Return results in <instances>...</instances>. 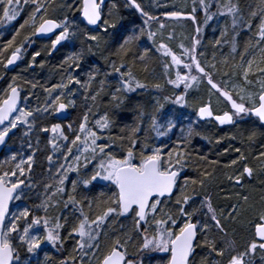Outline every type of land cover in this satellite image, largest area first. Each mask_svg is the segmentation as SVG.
Wrapping results in <instances>:
<instances>
[{
    "label": "snow or ice",
    "instance_id": "6c2138e0",
    "mask_svg": "<svg viewBox=\"0 0 264 264\" xmlns=\"http://www.w3.org/2000/svg\"><path fill=\"white\" fill-rule=\"evenodd\" d=\"M54 3L55 0H0L3 27L18 21L30 6L27 18L0 47V68L5 73L25 59L28 47L35 43L34 37L54 34L49 56L58 45L76 40L87 44L86 51L73 48L56 66L58 82L41 84L25 79L24 84L30 85L32 91L22 95L20 76L14 75L0 94V148L9 146L15 130L22 131L21 151L13 152L5 161L9 167L0 168V264H53L47 252L41 261L40 253L45 247L59 252L69 240L73 241L72 252L59 264H264V203L252 209L243 226L242 242L235 233L229 238L226 223L238 220L240 206L218 209L214 205L206 183L211 173L204 164L194 162V155L211 165L219 161L194 153L192 145L194 137L205 138L196 127L200 121L225 126L248 117L258 122L254 129L264 130V0H260L259 11L251 10L247 19L233 0H192L190 12L173 7L163 13L164 21L150 9L166 5L153 4L151 0L147 4L145 0H63L59 5L62 16L49 14ZM121 9L139 14L143 25L139 34L132 32L122 37L116 50L104 55L108 52L105 34L119 36L125 28ZM201 12L203 21L199 19ZM217 17L226 22L212 45L209 60L202 30ZM169 20L191 21L194 30L173 46L175 32L165 36ZM153 23L158 25L157 31L151 30ZM145 28L147 40L155 49L153 55L163 69V83L142 82L129 66V61L143 62L151 51L145 49L139 54L132 48L144 36ZM25 29L27 34L17 41ZM249 33L252 35L247 46L239 51L240 37ZM229 44L232 58L240 57V64L233 67L243 69L247 86H241L238 92L232 82L233 73L221 74V66L228 67L224 47ZM97 50H101L106 68L86 60L87 55L96 56ZM217 53L222 60H217ZM257 53L259 62L255 59ZM41 55V51L32 52L22 72L43 69L44 62L37 63ZM85 63L89 64L86 72ZM81 72H85L86 80L80 78ZM93 83L99 84L95 91ZM201 86L207 87L208 98L193 108L195 119L186 128L181 127L182 114L166 110V105L188 107L189 94L198 92ZM38 87L43 90V100L31 106ZM169 88L172 94H164ZM138 90L151 91L152 102H137L132 108L135 122L118 136L111 132L117 113L113 112L112 117L105 113L93 122L92 107L88 105L78 122H55L69 108L76 107L78 93L93 102L105 93L115 109L123 110ZM213 98L224 105L222 111L214 109ZM256 136L253 130L247 139L251 142ZM41 139L50 147L46 156L49 178L38 184L33 172ZM221 142L222 139L215 140L216 144ZM25 144L30 154L23 151ZM235 151L240 156L231 161V166L239 163L242 171L229 175L228 180L233 186H243L245 177L250 180L257 169L246 162L249 157L241 148ZM253 159L264 171V145ZM200 167L204 170L200 171ZM190 170L197 175H188ZM41 187L43 191H37ZM33 195L39 203L12 209L14 202L31 200ZM248 199L243 196L245 202ZM61 205L63 210L52 214L51 210ZM102 241L107 243L102 245Z\"/></svg>",
    "mask_w": 264,
    "mask_h": 264
},
{
    "label": "trees",
    "instance_id": "16d2710c",
    "mask_svg": "<svg viewBox=\"0 0 264 264\" xmlns=\"http://www.w3.org/2000/svg\"><path fill=\"white\" fill-rule=\"evenodd\" d=\"M63 2V0H55V3L52 5V7L49 8V14L53 16H62L63 10L59 7V5ZM233 2H238L239 6L241 8V11L244 15V17L247 19L249 16V13L251 10L259 11L260 7V0H233ZM122 3V0H121ZM61 9V12H56L55 9ZM30 10V6L28 8H25L23 13L21 14L18 21L14 22V24L3 27L0 26V47H3V45L7 42L8 39H11L12 35L15 34L16 29L19 28V24L23 23L24 19L27 18L28 13ZM107 12V9L105 10ZM121 11L124 12V19L123 23L125 24V28L120 30L119 36H108L105 34L104 40L106 41L105 46L108 47V52H105L104 55H108L109 52H114L116 48L118 47L119 43H122V37H125L127 35H130L132 32H136L139 34L141 27L143 25V19L135 13L128 12L126 10L121 9ZM156 15H161V13H158ZM199 19L203 21V14H199ZM160 20L164 21L166 19L160 18ZM170 21V20H169ZM168 22V21H167ZM184 23H187L189 27L191 28L192 32L194 30V26L192 25L191 21H184ZM152 26H158L157 24H152ZM114 31L110 29V32ZM147 29L145 28L144 36L138 40L135 41L132 45L133 51L139 54H143L145 49H151V51L148 52V55L146 56L145 60L143 62L136 60L135 62L129 61V66L131 67L133 73L140 78L142 82H146L148 84L155 82H161L163 83V69L160 65L159 59L156 55H153L155 52V49L151 42L147 40ZM207 34L209 31L206 32ZM218 34V32H215ZM27 34V30H22L21 35L17 37V41L23 40V36ZM252 34L249 33L248 35H242L239 40L238 49L239 51H244L245 47L247 46V42L249 40V37ZM209 37V35H208ZM35 43L31 44L28 47L27 54L25 56V59L18 62V65H16L13 69H9L6 73L5 71L0 68V76L3 78L0 79V94H2L3 90L7 88L8 83L12 81V77L14 75H19L20 80L18 83L22 86V95H27L29 92L32 91L30 85L24 84V80H38L41 84H50L53 82H58L60 79V73L57 71L56 66L59 65L63 59L71 53L73 48L77 51L81 50L83 48L85 51L87 49V44L81 45L79 40H76L73 44H62L58 45L57 49L52 53L51 56L47 54V51L51 48V39H54L53 36L48 37H34ZM208 38L206 37L204 39V48L206 50V44L208 43ZM92 43V42H88ZM34 51H41L42 55L37 58V63L43 61L45 64V67L43 69L36 67L35 69H29L26 72H22V69L26 68L27 62L31 60V53ZM100 51L97 50V55H87L86 60L92 62L93 64L99 65L101 68H106V65L103 61V59L100 56ZM224 51L229 52V48L226 46L224 47ZM115 58V57H114ZM240 57L237 55L234 59H232L233 64H235ZM210 60V59H209ZM260 60V58H259ZM258 60V62H259ZM261 66H264L262 64ZM89 67L88 63L84 64V70L87 71ZM236 72L239 74L238 68L235 67ZM85 72L80 73L81 79H87ZM103 78V77H101ZM219 79V77L217 76ZM206 86H202V89ZM99 88L98 83H93L92 89L95 91V89ZM207 89V87H206ZM83 91V90H81ZM179 91V90H176ZM36 95L32 96V99L30 101L31 106H35L37 103L42 102L43 100V90L42 88L38 87L35 89ZM166 95H171L170 88L166 90L164 93ZM199 93H191L188 96V105H190L192 108H194L200 101L201 97L198 96ZM37 96L40 97V100H37ZM110 97L106 95L105 93L101 94V97L98 98L97 101L93 102L90 99L85 100L83 95L77 94V104L75 108H69L68 110V117L64 120L56 119L55 122H61L65 125L69 121L78 122L79 119L82 117V114L86 111L85 105L92 107V113L93 116L90 117V120L94 122V115L99 114V116L104 115L107 113L110 117H112L113 112H116L117 115L114 117L115 119V125L111 129L113 136H118L121 134L122 130L125 129L126 126H131L135 122V114L132 111L133 106L137 103H146L150 104L152 102V93L151 91H144V90H138L137 93H133L131 96V99L127 101L126 106L123 108V110L115 109L114 106L109 103ZM197 102V103H195ZM23 103V102H22ZM181 108H178L175 105H166V110L172 111L175 114L179 113V110ZM55 119L50 117V120ZM195 119L194 113L191 112V115L189 113V118L183 120L180 118L179 124L181 127H187L191 120ZM47 123V122H45ZM254 118L249 119L248 117H245L242 119L241 122H237V124L225 126V127H219L214 122L213 123H207L204 121L198 122V125L196 126L201 133L202 136H204V139H201L200 136L194 137L192 141L193 150L196 154H203L208 157L210 160H217L219 161L216 165L207 164L206 162H200L198 160V156L194 155V162L197 163L199 166L200 164H204V167L207 168V171L211 173V175L207 178V190L212 194L213 203L214 198L218 193L223 192V205H219L217 202L214 204L217 206V208H229L230 205L233 204H239L240 206V215L238 220L235 223H226V227L229 230V238L232 237L233 233H235L236 239L242 242V236H243V226L247 223V220L251 217L252 213H249L250 211L247 210L249 207L252 211L253 208H259L264 201H262V197H264V171H260L261 165L258 162L257 159H253V157H258L259 152L261 150V146L264 145V134H261L264 132V130L260 128H255L257 132V136L254 141H249L247 139V135L249 133L246 132L244 129L241 131H234V129L239 128L240 124L244 127L251 126V124H256ZM215 129L214 131H212ZM209 132V133H207ZM179 134V128L177 129V135ZM42 137L45 134H40ZM229 137H234V139H229ZM222 139V142L220 144H216V139ZM21 143H22V131L16 130V135L12 137L8 141V147H5L3 152L0 154V168H7L10 166L9 163H5V161L10 160V156L13 152H19L21 151ZM33 144L35 145V137H33ZM174 146V145H173ZM241 148L244 155L248 156L249 159L246 161L250 165L254 166L257 171L254 173L253 177L249 180L247 177H245L244 182L247 183V187L245 188L243 193H239L238 189L234 188L233 190H228L224 185L222 184V172L225 170L229 171L232 170L233 166H231V161L233 159H238L239 154L235 151V148ZM229 149V152L225 153L224 149ZM23 151L26 154H30L27 145H24ZM50 152V147L47 145L46 140L41 139L39 151L36 152L35 156V166H34V172H33V179L38 183L42 184L45 181H48V173L46 171L47 167V160L46 156ZM234 156L232 154L234 153ZM19 158V157H18ZM225 165H229L228 167H225ZM237 165L240 166L238 163ZM235 166L238 168L239 166ZM204 167H200L199 170L203 171ZM190 176H196V171L190 170L188 173ZM73 176L75 174H72ZM222 176V177H221ZM70 189V185H68ZM222 187V188H221ZM238 187V186H235ZM37 191L42 192L43 189L38 188ZM248 196L249 199L247 202L243 200V196ZM36 203H39V199L33 195L31 200H25L23 202H14L12 204V209L15 210L16 207L20 204H27L29 206H32ZM63 210V206L61 205L60 209L58 210H51L52 214H58L60 211ZM120 227L119 224L116 225V228L118 229ZM66 235V233H65ZM107 243V241H102V245ZM73 248V241L69 240L65 244V247L61 251H56L55 249H52L50 247H45L44 251L40 253V260H44V253L47 252L49 256L52 257L53 264H59V261L63 259L64 257H67L71 252Z\"/></svg>",
    "mask_w": 264,
    "mask_h": 264
},
{
    "label": "rangeland",
    "instance_id": "374dc122",
    "mask_svg": "<svg viewBox=\"0 0 264 264\" xmlns=\"http://www.w3.org/2000/svg\"><path fill=\"white\" fill-rule=\"evenodd\" d=\"M149 2V0H145V3L147 4ZM151 2L153 4H165L166 6L165 7H153L150 9V11H152L154 14H158V13H165L167 11H170L173 9V7L178 10V11H184V12H190L191 11V7H192V0H151ZM55 11L58 13V12H61V9H55ZM202 13V12H201ZM203 14V13H202ZM225 18L223 17H217L216 20L210 22V26L204 28L202 31H203V43H204V39L207 37L208 38V43L206 44V51H207V55H208V58L211 60V57H212V54H213V49H212V45L215 41V39L219 38L220 37V32L223 30L224 26H225ZM230 18L227 19V23L230 25ZM168 28L165 30V36L167 35V33L169 32H175V35L177 37V39L175 41L172 42L173 46H175L180 39H182L184 36H187L190 31H191V28L189 27V25L187 23H184V21H179V22H176V21H168ZM152 31H157L158 30V26H152ZM209 31V33L207 34L206 32ZM215 32H218V34H216ZM209 35V37H208ZM53 37L55 38V36L53 35ZM156 39L159 41L160 40V35L158 33ZM228 47L229 48V52H226L224 51L225 53V56H228V67H223L221 66V74L225 71L227 72H232L233 73V77H232V82L233 84L235 85V92H238L239 91V88L241 86L243 87H247L246 85H244V82H243V78H242V73H243V69L242 68H238V71H239V74L236 72L235 70V67H233V63L232 62V56L230 55L231 53V45H225V47ZM205 50V48H204ZM248 59H251L252 56L249 55L247 57ZM260 56L259 54L257 53L256 54V61L258 62ZM203 59V58H202ZM223 57L219 56V54L217 53V60H222ZM240 64V59L235 63V65H239ZM253 70L255 71V64L253 65ZM219 79H220V76H218ZM218 79V78H217ZM218 79V80H219ZM259 88V85L257 84L255 86V89L258 90ZM234 92V94H235ZM170 93L172 94V90H170ZM191 93H199L198 96L201 97V99L203 100H207L208 98V90L206 89V87H204L202 89V86L200 87L199 91L196 92V91H193ZM190 93V94H191ZM200 99V100H201ZM199 100V101H200ZM197 103V102H195ZM213 107L214 109L217 111V112H220L224 109V105L222 103H217L216 100L213 98ZM191 112H193V108L188 105V107L186 108H181L179 110V113L178 114H182L180 116V118H182L183 120L189 118V113L191 115ZM95 119H98L100 116L99 114H95L94 115ZM242 119L240 118H237V121L235 124H237V122H241ZM239 128H235L234 131H243L244 129L246 130L247 133H250L251 131L255 130L254 129V125L251 124V126H247V127H244L243 124L237 126ZM215 129H213L212 131H214ZM209 133V132H207ZM234 153V152H232ZM235 154L237 153H234L232 154V156H234ZM240 156V154H239ZM239 166V165H237ZM237 170L239 171H242V168H240V166L238 168H236L235 166H233L232 170L229 171H224L222 172V184L224 185V187H226V189L228 190H233L234 188L238 189L236 191H238L239 193H243L245 188L247 187V183L243 182V186H238V187H235L232 185V182H230L228 180V176L229 175H233V174H236L237 173ZM245 180V179H244ZM222 188V187H221ZM223 192L221 193H218L215 198H214V204L217 202L220 206L223 205ZM247 210H249L250 212L249 213H252L251 209L248 207Z\"/></svg>",
    "mask_w": 264,
    "mask_h": 264
},
{
    "label": "water",
    "instance_id": "95a60500",
    "mask_svg": "<svg viewBox=\"0 0 264 264\" xmlns=\"http://www.w3.org/2000/svg\"><path fill=\"white\" fill-rule=\"evenodd\" d=\"M139 15V14H138ZM159 16V18H164V19H166V17L163 15V14H161V15H158ZM54 34H52L51 36H53ZM16 65H13V66H10V69H13L14 67H15ZM68 117V112L66 113V114H61V117L59 118L60 120H64V119H66V118ZM217 126H219V125H217ZM225 126H230V125H225ZM225 126H219V127H225ZM16 131V130H15ZM5 149V147H3V148H0V154L3 152V150ZM11 207H12V205H11Z\"/></svg>",
    "mask_w": 264,
    "mask_h": 264
}]
</instances>
